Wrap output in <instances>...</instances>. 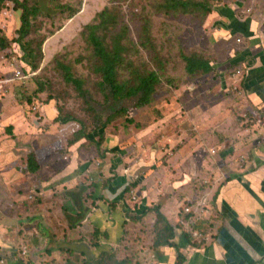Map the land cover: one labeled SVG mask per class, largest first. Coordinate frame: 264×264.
I'll return each mask as SVG.
<instances>
[{"label": "rangeland", "instance_id": "374dc122", "mask_svg": "<svg viewBox=\"0 0 264 264\" xmlns=\"http://www.w3.org/2000/svg\"><path fill=\"white\" fill-rule=\"evenodd\" d=\"M19 1L27 2L32 12L30 33L22 42L25 46L17 40L19 38L17 31L22 24V11H14V4L9 1L0 4V38L7 43L5 50L15 48L19 51L16 44L22 45L21 52L12 53V56L8 58L9 62L14 64L18 62L21 65L12 66L6 71L32 70L35 76L25 82L14 79V84L5 93L1 89L0 104L2 100L10 98L31 112L37 109L38 122L41 126L38 131L40 136L46 132L43 127L46 124L42 113L43 106L47 104L54 106L55 113L60 115L62 120L70 117V122L66 124L58 123V119L55 123L49 120L51 127L48 130L53 132L49 145L61 154L69 153L68 148L73 145L71 142L75 139V135L84 132L85 135L90 136L87 140L92 143L91 148L89 143L88 146L84 145L86 147L83 152L85 162H90L91 166L104 165L105 160H98L102 148H98L97 143L92 142V138L94 141H99L98 136L102 130L104 140L106 136H113L118 142L123 143L119 146L123 148L124 158L130 159L127 161L128 166L136 161L139 166L145 168L149 166L151 160L162 164L168 144L159 146L161 140L157 138L156 131L149 139L152 146L144 145L149 142L146 139L148 128L157 126L160 122H166L169 136L178 139L173 147L175 150L182 147L185 142L187 147L198 145L201 149L216 146L220 150L218 145H229L236 136V140L241 145L248 147L250 154L252 151L264 148V128L261 129L263 118L259 117V111L249 112V107L245 105L239 90L235 88V85L239 88L241 86L239 82L241 76L234 77V70L237 69L225 63L224 68H217L204 75L200 73L197 76H190L186 72L183 56L196 53L209 60L213 54L214 40H211L209 34L214 21L210 26L209 18L212 13H205L202 7L191 9V13H183L181 9L167 13L160 10V5L166 0ZM190 1L193 4H205L211 9L229 8L231 3L234 5L238 3V0ZM240 5L244 6L243 3ZM105 9L111 15L110 22L115 19L116 26L110 23L105 29L98 28V35L105 40L106 45H111L112 37L122 34L125 36L123 44L128 48L123 55L119 82L134 81L135 76L132 73L145 75L155 71L160 76L161 82L156 87L152 102L146 107H136L137 98L115 101L101 86L102 77L97 72L99 59L94 55V49L87 39L91 33V27L94 26L95 29L100 25L99 14ZM235 10L239 15L240 10L236 6ZM145 27L149 28L148 32L152 40L146 34L144 35ZM248 40L243 39L242 47L248 43ZM144 42H146L145 47L141 46ZM232 47L230 40L228 46L222 48L219 53L223 55ZM112 49L109 46V50ZM4 54L6 53H0V56ZM21 55L22 57H19ZM63 65L70 68L71 75L75 79L83 82L80 88L66 80ZM222 68L223 75L229 79L228 83L223 82L219 75ZM0 75L4 78L2 71ZM210 84H213V87ZM32 105H36V108ZM216 107L218 110L214 111ZM245 113L252 117V120L249 119L246 124ZM259 113L264 116L261 112ZM202 119L208 122H202ZM40 136L37 137L38 141ZM120 138L121 141H119ZM127 138L129 139L126 140ZM102 145L100 144L99 147ZM151 151L159 157L149 159L153 154ZM242 151H244L243 148H233L235 154ZM108 153L112 156L117 154L115 147L108 150ZM204 157L207 158V155H199L196 158L199 165H204ZM246 159L244 158V162ZM120 164L122 159H119L118 165ZM221 167L219 157L217 160L213 158L209 161V168L206 170L208 181L203 184V188L198 186L201 192L199 198L207 197L209 200L213 181L218 174L222 179L227 178L222 173ZM84 178L91 183L87 176ZM236 180L239 181L238 178ZM18 189L28 196L27 202L25 198L21 199L23 196L17 195ZM87 193L88 191L84 188L80 194H84L83 198H87ZM31 195L25 188H16L12 183L9 187L0 186V227H3V230L0 229V264H55L57 259L64 255V262H57V264H102L90 258L92 251L90 248L95 243L94 237L87 235L85 244L71 231L63 233V230L69 231L62 227L67 221L62 222L57 210L52 212V199L45 206L42 201L30 197ZM134 195L137 198L136 192ZM129 196L132 200L130 192ZM47 209H50V215L47 214ZM189 219L184 217L182 221L184 223L177 224L176 230L182 234L186 232L191 243L199 244L188 232ZM133 221L136 222V219L134 218ZM204 222L200 221L195 225L202 234L201 243L205 242L209 232V227L204 225ZM39 224L41 227L37 226ZM138 230L139 228L133 230L132 239H135V235L139 236ZM147 232L150 235L149 225ZM86 234H88L87 231ZM153 236L155 240L156 233ZM117 254L118 251L115 252L114 257ZM132 256L133 258L127 257V259L136 260L135 255L132 254ZM133 262L132 264H135Z\"/></svg>", "mask_w": 264, "mask_h": 264}, {"label": "crops", "instance_id": "0c3cea01", "mask_svg": "<svg viewBox=\"0 0 264 264\" xmlns=\"http://www.w3.org/2000/svg\"><path fill=\"white\" fill-rule=\"evenodd\" d=\"M245 1L238 0L236 5L231 3L228 10L246 26L247 32L250 33L249 37L241 32L233 34L230 16L215 11L220 8L213 10L209 21L210 26L213 21L214 24L210 28L209 35L214 43L209 62L211 66L216 64L212 66L215 71L217 68H224L225 63L231 66L237 54L249 50L254 60L250 62L246 82L253 80L254 84L240 88L235 85V88L239 90V95L249 110L264 114V37L260 35V28L264 25V0ZM235 6L240 10L239 15ZM241 37L249 39L244 47L241 45L243 39L241 43L237 42V38ZM229 39L233 47L221 55L219 52L228 46ZM249 60L246 58L244 61H239L242 63L233 68L239 69L249 64ZM7 68L10 67L6 62L0 61V71L9 79L10 76L12 77V71H6ZM223 68L219 71V75L223 82L228 83L229 79L222 73ZM13 84H7L3 89L4 93ZM210 85L213 87V84ZM34 107L36 108V105ZM217 110L218 107L214 109ZM42 113L46 122L43 126L46 132L40 136L38 131L41 126L38 122L37 109L31 112L10 98L2 100L0 186L9 187L12 183L16 188H25L32 194L30 197L42 201L45 206L52 199V212L57 210L62 222L67 221L62 227L69 231L63 230V233L71 231L84 243L87 235L95 238V243L90 248L92 250L90 258L97 260L102 253L115 255L118 251L115 257L117 260L133 258L132 254L135 255L136 260L128 259L131 264L133 260L135 264H176L178 253L175 248L154 247L156 213L150 211L136 222L132 219L135 217L133 215H136L138 210L159 206L161 213L175 227L177 236L181 235V232L176 230V226L181 219L183 207L189 201L199 198L201 193L199 187L203 188V184L208 181L206 170L209 168V161L213 158L217 160L219 157L222 165L220 169L227 178L224 180L218 174L210 190L212 214L204 222L209 227L210 241L208 244L192 243L182 248L181 253L185 257L183 264H264V148L252 151L250 154L248 147L241 145L236 140V136L229 145H218L220 150L216 146L201 149L198 145L187 147L186 142L175 150L173 147L178 139L169 136L166 122H160L157 126L148 128L146 139L149 142L144 145L152 146L149 139L156 131L157 138L161 140L159 146L169 145L164 151L166 157L162 164L151 160L149 166L145 168L139 166L136 161L128 166L127 161L130 159L124 158L123 148L119 146L123 143L118 142L113 136H106L102 142L101 156L98 157L99 161L105 160V164L91 166L90 162H85L83 155L85 144L88 146L89 143L91 148L92 143L87 140L90 136L73 143L68 148L69 153L61 154L49 145L53 133L48 130L51 127L49 120L55 123L58 114L50 104L43 106ZM259 115L264 121V116L260 113ZM201 121L208 122L206 119ZM38 136H40L39 141ZM92 137L96 136L92 135ZM121 140L120 138L119 141ZM114 147L117 154L112 156L108 150ZM233 148H243L244 151L235 154ZM213 149L217 155L211 154ZM151 152L153 154L149 159L159 157L158 154ZM30 155L35 157L39 166L36 173L27 171L25 160ZM199 155H207V158L204 157L203 166L196 161ZM242 157L246 159L244 163ZM119 159H122L120 165H118ZM85 176L91 180V183L87 182ZM237 178L239 181L236 180ZM133 184H136V187L131 190L137 193V200L134 202L126 191ZM84 188L88 191L87 198H83L84 194H80ZM17 195L23 196L21 199L25 198V201L28 197L21 192V189L17 190ZM47 214H51L50 209H47ZM148 225L151 230L150 235L147 232ZM45 226L47 227L46 221ZM135 228H139L137 231L139 236L135 235V239H132ZM0 229L3 230V227ZM176 243H180L178 238ZM64 258L65 255L57 259V262H64Z\"/></svg>", "mask_w": 264, "mask_h": 264}, {"label": "trees", "instance_id": "16d2710c", "mask_svg": "<svg viewBox=\"0 0 264 264\" xmlns=\"http://www.w3.org/2000/svg\"><path fill=\"white\" fill-rule=\"evenodd\" d=\"M12 2L14 4V11H22V17H21V27L17 31V34L19 35V38L17 39L20 44L22 43L26 37L30 33V16L32 15L31 10L27 6V2H21L19 0H0V4H4L5 2ZM202 7L205 13H212L214 9L208 8L205 4H193L190 0H166L164 4L160 5V10H163L167 13L170 12H177L179 9L183 11V13H191V9H199ZM229 8H220L218 10H215L216 12L219 11L221 15L228 14L231 18L230 26L233 30V34L237 32L243 33L245 36H249L250 33L247 32V28L244 24L240 23V20L236 17V15L231 14V12L228 10ZM111 15L108 12L107 9H105L102 13L99 14L100 19V25L98 27L94 26L91 27V33L87 39L89 44L94 49V55L99 59V65L97 67V72L101 74L102 82L101 86L105 89L106 92L109 93V95L114 99L115 101H120L127 98H137V106L138 108L146 107L147 105L151 104L153 95L155 93L156 87L160 84L161 79L157 72L152 71L150 73H146L145 75L141 74H135L132 73L135 76L134 81L128 80L125 82H119V71L122 65V61L124 59L123 55L128 51V48L125 47L123 44V39L125 38L124 35H115L112 37V44L106 45L105 40H103L98 35V28H107L110 23H112L114 26H116L115 19L111 21ZM148 27L144 28V35L146 34L150 40ZM128 30V28H127ZM149 40V41H150ZM6 41L2 38H0V53L3 52L6 53L4 55H1L2 59L0 61L5 62L4 60L8 59L12 56V53H18V51L14 49H6L5 45ZM20 49L22 45L16 44ZM109 46L112 47V50H109ZM141 46L145 47L146 42L141 44ZM22 50V49H21ZM20 51V50H19ZM21 52V51H20ZM247 58L250 60L248 61L249 64L247 66L249 67L251 64L250 62L253 61L254 57L251 54L247 55ZM183 60L186 63V72L190 76H197L198 74L202 73L201 75L208 74L213 71V68L209 62V60L204 59L203 57L199 56L198 54L194 53L191 56H183ZM8 62V61H7ZM242 62H233L232 67H237ZM35 67V66H34ZM65 74H66V80L68 82H72L75 84L78 88H80L83 85V82L81 80L75 79L70 72V68L66 65L62 66ZM249 72V71H248ZM252 74V73H251ZM249 76V75H248ZM247 74L244 76V78L241 81V87H248L254 84L253 80H250L246 82V78L248 77ZM245 81V84H244ZM113 101V100H112ZM252 110H249V112ZM59 123L66 124L70 122L71 118L62 120V117L59 115L58 118ZM131 122V121H130ZM104 127V126H103ZM102 127V128H103ZM104 133L102 130L100 131L99 141H94V138H92V142H96L98 148L100 144H102V140H104ZM103 135V136H102ZM88 138V134H84V132H80L79 134L75 135V139L71 143H75L76 141ZM100 143V144H99ZM70 144V142H69ZM27 163V171L31 173H36L39 169V166L36 162V159L33 155H30L25 160ZM136 184L131 185V187L127 188V192L129 193L131 189H135ZM159 206H154L153 208L149 209H142L138 210V213L135 215L136 220H140L142 217L146 216L147 213L150 211H154L157 216L156 224H155V241H154V247H161V246H169L171 248H175L178 256H177V262L176 264H183L185 261V257L181 253V249L186 247L187 245L192 244L190 237L185 232L184 234L181 233V235L177 236L175 232V228L172 226V224L169 223L168 219L161 213ZM182 213V212H181ZM134 218H132L134 220ZM180 240V243L177 244L176 240ZM195 245H197L195 243ZM200 245V244H198ZM102 264H131V261L128 259L125 260H117L114 255L110 253H102L98 259ZM105 262V263H104Z\"/></svg>", "mask_w": 264, "mask_h": 264}, {"label": "built area", "instance_id": "2783aa9c", "mask_svg": "<svg viewBox=\"0 0 264 264\" xmlns=\"http://www.w3.org/2000/svg\"><path fill=\"white\" fill-rule=\"evenodd\" d=\"M247 11L250 12V10H247ZM260 35H262L264 37V25L260 28ZM242 39H243L242 37L237 38V42L241 43ZM18 49L20 50L19 47H18ZM19 52L20 51H18V53ZM19 57H22V55ZM4 61L6 62V64L9 67L21 65L18 62L15 64L12 62H9L8 59H6ZM22 65L25 67V64L22 63ZM248 71H249V67L247 65H243L239 69L234 70V77L239 78L241 76V80L239 81V82H241L242 79L244 78V76L248 73ZM34 76H35V73L32 72V70H28V71L17 70L14 72V74L12 71V77L10 76L9 79L6 77L3 78V75H0V90L1 89L3 90L7 84L13 83L14 79H18V82H25V81L30 80ZM258 115H259V112H258ZM244 117H245V124L248 122L249 119L252 120V117L248 116V114H246V113L244 114ZM259 117H261V116L259 115ZM211 154H216V151L213 149L211 151ZM241 160H242V163H244L243 157L241 158ZM130 193L132 195V200L136 201L137 198L134 195L135 192L131 190ZM194 201H189V203L183 207L182 219L178 221V224L184 223V222H182L184 217H188V219L190 218L188 221V232L190 233V235L193 238H195L196 241H198V243H201L200 237L202 236V234H201V232H199L195 228V225L197 222L205 221V219L209 218L212 214V208L210 205V200H208L207 197L198 198ZM204 225H207V224H204ZM204 241L205 242L201 243V244H208L209 243V241H210V233L209 232H207V236H206ZM192 243H195V242H192ZM23 254H26V253L23 252ZM26 255H24V256H26Z\"/></svg>", "mask_w": 264, "mask_h": 264}, {"label": "water", "instance_id": "95a60500", "mask_svg": "<svg viewBox=\"0 0 264 264\" xmlns=\"http://www.w3.org/2000/svg\"><path fill=\"white\" fill-rule=\"evenodd\" d=\"M247 37H249V36H247ZM248 54H249V50H247V49L242 51V52H240L239 54L236 55L235 62L244 61L247 58Z\"/></svg>", "mask_w": 264, "mask_h": 264}]
</instances>
